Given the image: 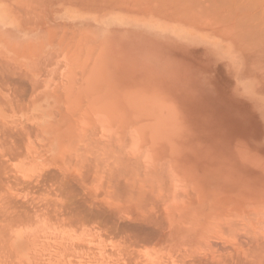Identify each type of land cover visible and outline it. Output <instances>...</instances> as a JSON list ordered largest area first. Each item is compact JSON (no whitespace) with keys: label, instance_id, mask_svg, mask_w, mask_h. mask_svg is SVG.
I'll return each mask as SVG.
<instances>
[{"label":"rangeland","instance_id":"obj_1","mask_svg":"<svg viewBox=\"0 0 264 264\" xmlns=\"http://www.w3.org/2000/svg\"><path fill=\"white\" fill-rule=\"evenodd\" d=\"M130 1L127 0V3ZM162 1L132 0L130 2L132 4L129 3V7H124L127 8L124 10H127L128 14L134 15L137 12H143L142 14L149 16V11H144L141 6L149 3V5L156 7L159 4L158 8L160 6L162 10L159 9L158 11L157 8L156 11L163 14L161 20L170 22L162 21L165 22V25L155 20L123 18L113 14L101 18L99 29L106 32L109 38L106 44L107 49L110 47V50L108 49L109 60L107 61L110 67L107 70V76L111 81L112 88H116L112 95L118 93L122 97L127 96L125 89L129 92H138L137 95L141 92L144 93L143 90L145 92H147L146 90H156L160 94L162 93L163 102L167 100V104L166 102L163 103L166 104V109L171 108L167 105L173 104L174 111H178L175 113L172 110L175 114L169 112L170 117L172 116L170 119L174 120L175 118L174 124L173 121L171 123L173 126L177 123L176 127L181 130L180 132L177 129L179 136L182 137L180 140L178 138L180 149H182V151L180 150L182 158L180 159L179 156L181 155L179 154H176V158L179 161L182 160L181 162H184L186 166L188 165V168L192 167L196 175L206 182L210 183L218 179L217 183L223 185L228 193L235 192L236 188L234 187L237 183L235 180L243 179L242 175H247L244 177L248 179L251 178L250 181L247 180V185L254 186L264 177L262 172L264 170V0H164L165 5ZM59 2V0H0V3L10 7L13 12L19 13L22 17V26L31 27L30 30L35 36L34 44H31L30 40L27 39L29 36L24 37L23 44L21 43V51L0 52V65H4L3 68L0 66V79L16 80L15 75L18 71L27 74L28 71H32L28 75L33 77L29 78V84L26 82V86L23 82H25L27 74H24L26 77L22 78L23 81L19 80L18 90L19 92L22 90L24 94L22 92L19 94L16 86L14 87L12 83L9 84L0 80V88L2 86L0 89V96L2 97H0V137L3 138V131L11 129L14 125L22 128L21 125L25 124L27 128L29 127L28 129H31V131L28 130L24 125L23 131L27 132L28 130L30 137L27 135L23 137L24 144H28V150L25 147H22L24 150L19 149V152L22 151L23 153L22 156L2 154L5 149L3 147L4 141L3 139L2 142L0 141L2 143H0V216L2 217H0V231L5 234L0 232V237L2 236L1 239L4 240L2 243L0 239V264H183L184 261L187 264L193 255L212 253V246L213 249L215 247L213 242L219 243L220 246L223 244L226 249L223 248V251H227L222 256L221 252L223 251L220 249L221 258L220 255L217 258L220 260L232 258L237 253L235 252L236 248L231 247L232 245L236 247L235 241L248 239V233L244 230H238L241 232L238 234H245L246 237L241 235L238 238L234 234L233 236H236L237 239L234 237L233 240L230 239L232 235L224 237L221 235L222 233L219 235L215 232L206 235L195 244L180 238L166 242L160 249L152 248L154 245H148L149 247L147 246L145 249L144 247H136L135 252L131 250L128 253L111 254V246L117 243V239L104 236L105 234L103 235L100 229L97 234L98 228H91V224H89L91 226L89 228L87 227L88 224L86 226L81 225L72 219L67 221V203L69 201L67 176L76 175L79 172L80 165H84L83 160L80 159L83 153L82 149H86L84 144L89 141L90 145H94V138L102 136L103 130L101 122L98 123L96 119L94 121V118H88L89 122L86 123L82 120L80 113L84 111L83 103H87V99H84L86 94L83 95L81 94L83 92H77L76 89L70 91V86L75 88V85L76 87L79 85L81 77L79 69L69 66L67 61V56L71 57L73 54L74 56L77 54L75 53L77 52L76 48L82 51L84 45L87 44L86 47L91 49L89 52L86 51L88 54L90 53L87 62L91 63L92 57L98 55L95 52L99 53L100 48L98 46L99 50L96 51L97 46H91L92 43H87L84 38H81L79 32L73 30V22L67 17V12L60 15V21L54 24L51 11L57 9ZM173 4L174 6H172ZM177 4L184 7V9L182 8L183 11ZM187 6H189L188 10ZM176 7L178 9L174 10ZM172 10L173 12H171ZM185 10L189 13H186ZM164 14L171 16V18H166ZM48 15L51 16V19ZM186 15L189 16L186 17ZM196 17L197 19H195ZM209 20H213L212 23ZM225 22L228 25H225ZM69 24L71 28H68ZM111 24L112 29L109 28ZM71 29L76 33L72 34ZM67 31L70 34L68 36ZM232 34L235 36L232 37ZM77 35L80 38L76 37ZM234 37H238L236 38L237 41ZM76 38L78 41H75ZM82 40L86 41L84 45ZM79 43L83 47H77ZM85 48L83 50H86ZM50 52H52V56L49 55ZM45 53L49 56H45ZM81 56L78 55L80 63L79 58ZM37 60H41L40 62L43 61V63ZM7 61L8 64H5ZM84 62L86 61L84 60ZM44 64H47L46 68H44ZM68 66L72 69H67ZM48 67H50L49 70L52 69L50 71L54 74L47 69ZM74 69L76 70L74 71ZM9 70H12V73ZM68 70L71 72L69 75H72V82L70 81L72 84L67 78ZM250 73L253 74L250 75ZM36 77L39 78L36 79ZM142 81L148 82L150 88L145 87L146 83L142 86ZM36 82L37 84H35ZM40 83L41 85H39ZM34 85L38 86L35 88ZM27 86L32 89L35 88L34 93H32L35 94L36 101H40L41 105L40 110L31 115L34 116L33 120L26 116L25 111H21L24 108L18 110L13 107L15 103H22V96H24L23 99L28 97L31 89H28ZM11 87L15 88L16 91H13ZM25 87L30 91L29 93ZM8 95L12 98L16 97L14 100L18 98V101L12 103ZM162 109L164 111V107ZM168 110L170 111V109ZM166 112L168 111L166 110ZM41 113L43 115H40ZM176 117L178 118L177 122ZM40 118L45 119L41 121ZM39 122L44 124L41 125ZM30 123L33 125L31 128ZM7 124L9 125L8 128H6ZM40 128L41 131L52 129L43 132L44 140L41 131H38ZM57 129L61 133L59 141L57 140L58 143L51 146L52 149L49 146L46 147L47 138L45 137L53 136L54 130ZM86 137L88 138V140L86 139L87 142L83 139ZM44 142L46 145H43ZM91 153L85 150V154L89 157L93 156ZM78 155L79 160H77ZM8 164L10 165L8 166ZM253 172L257 173L254 174ZM213 183L217 184L216 182ZM239 183L237 184L240 185ZM99 185H94L92 189H95L88 192L94 199L96 198L95 200L98 201L99 199L101 202L100 198L105 197V192L104 186ZM248 191L251 193L253 190H247V193H249ZM6 193L8 194L6 195ZM252 193L256 192L253 191ZM15 196L19 201L15 199ZM20 201L21 203H19ZM39 201L40 203H38ZM30 207L31 209H29ZM27 209L30 210L29 213ZM228 218L230 223L231 220H233L232 223L235 220L238 221L234 216L231 220L230 217ZM261 219L263 220L260 221V225L264 221V218ZM224 221L226 220L220 222L226 227L227 224L225 225V223L228 221ZM3 222H8V224ZM71 222H74L73 227L69 225ZM77 224L80 225L78 229L75 227V225L78 226ZM262 224L261 229L264 230V222ZM221 225L219 226L221 227ZM99 233L103 236L99 237ZM16 235H18V239ZM98 238L101 242L99 248H97L99 245L93 246L97 243ZM223 239L232 240L234 243L232 241V243L225 242ZM4 246L8 248L6 249Z\"/></svg>","mask_w":264,"mask_h":264},{"label":"bare ground","instance_id":"obj_2","mask_svg":"<svg viewBox=\"0 0 264 264\" xmlns=\"http://www.w3.org/2000/svg\"><path fill=\"white\" fill-rule=\"evenodd\" d=\"M59 1L60 2L58 4L57 9L55 11L54 10L51 11L53 14L52 17L56 20L55 23L60 21V18H59L60 15L67 12V17L73 22V25H72L73 30H75L76 32H79V35L81 36V38H84L87 41V43L88 42L92 43V44H90L91 46H97L96 51H98L100 48L99 53L95 52L98 55L93 56L94 58L92 57L93 62L90 61L91 63H88L87 61L89 60L90 53L88 54L87 52H89V50L91 51V49H88V47H86L88 45L87 44L84 45L85 44L84 42H86V41L82 40L83 43L82 42L81 43L84 45V47H83V45L81 46V43H79V45H77V47H83V48L86 47L85 48L86 50H83V48H82V51H81V50H79V48H76L77 52H75V53H77L76 54L77 56L76 55L74 56V54L71 57L67 56V61L69 62L68 63L69 66L79 69V73H80V77H81L79 85L77 87L75 85V88H71V86H70V91H74L76 89L77 92H80V93L83 92V93H81L83 95H84V93L86 94L85 98L83 96L84 99H87V103L86 104L83 103L84 109L83 108L82 109L84 110L83 111L84 113L83 112H82L83 114L80 113L82 120H84V122L86 123L87 121L89 122L88 118H94V121L96 119V121H98V123L101 122L100 124H101L102 130H103V133H101L102 136H100L98 138H94V140H93L94 145L93 144L90 145L89 141H88V143L90 146L88 145V143L84 144V146L86 145V149H82L83 153L81 154V158H80L81 160H83L82 163L84 165L83 164H82L83 166L80 165L79 172H77L76 175L67 176V196L69 198V201L67 203V215H68L67 221L72 219L81 225L86 226L88 224L87 227H89L90 226L89 224H91V226H92V227L90 226L91 228H93V227H94V229L98 228L97 234H98L99 229H100L101 232H103V235L105 234L104 236L110 237L112 239H117L116 240L117 243H114L111 246L112 247L111 251H110L111 254H113V253H115V254L128 253L131 250H133V251L136 250V247H140V248L144 247V249H145V248H147L148 245H154V246H152V248L160 249L161 247H163L165 245L166 242L174 241V240L180 239V238L184 239L188 243L195 244V243H197V241L199 242L200 240H202V238L205 237L206 235H209V234L215 233V232L218 234L222 233L221 235H224V237L232 235V238H230V239L233 240V238L236 236H238V238L241 235L244 236L245 234H241V235L238 234V233H241L238 230H244V231H246V233H248V235H247L248 239L247 240L243 239L241 241L236 240L237 242L235 241V243H234V241L231 240L236 245V247H235L231 244L232 245L231 247L236 248V251L235 250H233V251H235L237 253H235V255L232 258H230L229 260H224L223 258H222V260H220L221 255L223 256V253H226L227 251H223V248H224L223 244H222V246H220L219 243L213 242L215 244L216 248L214 247V249H213V246L211 244L209 245L210 247L212 246V251H211L212 253L207 251L209 254L207 253V254H202V255H198V256H197V254L193 255V257L194 256L195 257L193 258L191 256L192 259H190V260L187 259L189 261L187 264H264V230L261 229L263 226L262 223L264 221L261 222L262 226L260 225V221L263 220L261 218H264L263 217V215H264L263 214L264 213V177H263V179L259 180V183L255 184L253 186L251 184L247 185V183H246L247 180L250 181L251 178L248 179V178L244 177L247 175H242L241 177H243V179L241 178L239 180L240 181L243 180V181L241 183H239L240 181L235 180V182L239 183L240 185H238L236 183L237 185L235 184V187H234V188H236V190H235V192L231 191V193H228V191H226L224 189L223 185L217 183L218 179L215 181L212 179L213 182L217 183L216 185L213 182H210V183L206 182L204 179L200 178V176L196 175V173L192 167H189L190 168L189 169L188 165L186 166V164L184 162H181L182 160L179 161V159L176 158L177 157L176 154L181 155L179 157H180V159L182 158V154H180V150L182 151V149H180L179 141H178V138L180 140V139H182V137H180L179 133H178V130H180V129L176 127L178 124L176 123V125L173 126V124L175 122V118H174V120L170 119L172 116L170 117L169 112L171 113L172 110L174 111V109L172 107L173 104L167 105V107L171 106V108L168 107L166 109L165 105L167 104V102H166L167 100L163 102L164 99H163V96L161 95L162 93L160 94L156 90H154V91L153 90H150V91L146 90L147 92H145V90L142 89L144 91V93L141 92V94L137 95L138 92H136V93L135 92H129V90L125 89L127 96L122 97V96L118 95V93H117V95H112L113 91H115L116 88L115 89L112 88L111 81L107 76L108 75L107 70L110 67V64L107 62L109 60V58H108L109 52L108 51L110 50L109 49L110 47L108 48L109 49L108 50L106 44H107L109 38H108V35L106 34V32H102V30L99 29V27H100L99 22H101V18L105 17L107 15L113 14L115 16L123 17V18L129 17L132 19L153 20V21L155 20L156 22H160V23L164 24L165 22H162V21H167V20H161V17H163V14L158 12L159 9H161L160 6L158 8L159 4H157L156 7L152 6L151 4L149 5V3L145 4V6H141L144 9V11H149L148 14H150V15L148 16V15L142 14L143 12H137V14H134V15L132 13L128 14L127 13L128 11L124 10L127 8H124V7H129L128 4L132 0L128 3H127V0L126 1L125 0H113V1H111V0H104V1H100V0L99 1L98 0L97 1H94V0H90V1L89 0H59ZM159 1H161V0H159ZM172 1H171V3H173ZM181 2H183V1H181ZM163 3L165 5L166 2H163ZM185 3H188V2H185ZM131 4L132 3H130V5ZM38 5H39V3H38ZM40 5H41V2H40ZM187 5H190V4H187ZM134 6H135V4H134ZM172 6H174V4ZM178 6H180V5H178ZM177 7L174 10H177L179 8V7L178 8ZM180 7H181V10L183 11L184 7H182V6H180ZM187 7H185V8H187V10H188L189 6H187ZM157 8H158V11H156ZM41 9H40V12H41ZM134 9L138 10L137 8H134ZM171 9H173V8H171ZM33 10H34V8H33ZM35 10H36V7H35ZM35 10H34V12H35ZM45 11H46V9H45ZM179 11H180V9H179ZM11 12H13V11L11 10L10 7L5 6L2 3H0V44L2 42L9 41L10 36H7L3 32V28H5L7 26H12V20H11V14L12 13ZM171 12H173V10ZM185 12H186V10H185ZM186 13H189V11ZM193 13H194V11H193ZM151 14H153L154 16L153 15L151 16ZM171 14H173V13H171ZM164 15L166 18H171V16L169 17V15H166V14H164ZM183 16H184V14H183ZM187 16H189V15H186V17ZM27 18H28V16H27ZM32 19H34V18L32 17ZM49 19H51V16H49ZM195 19H197V17ZM209 21L211 22L213 20H209ZM209 21H207V22H209ZM167 22H169V21H167ZM65 23L68 24V22H65ZM20 24H22V22ZM30 24H32V23H30ZM148 24H150V23H148ZM172 24H173V22H172ZM204 24H205V22H204ZM226 24H227V22H225V25ZM223 25H224V21H223ZM229 27H230V25H229ZM30 28L31 27H26V26L21 25L20 33H22V39L23 40L25 39L24 38L25 36L28 37V36H31L32 34H34L33 31L30 30ZM68 28H71L70 24H69ZM109 28L112 29V24L109 25ZM73 30L71 29L72 34L76 33L75 31L73 32ZM113 30H114V25H113ZM228 32L230 33V31H228ZM68 34L69 33L67 31V36H68ZM233 35L234 34H232L231 36L233 37ZM76 37H78V35ZM78 38H80V37H78ZM174 38H176V37H174ZM234 38L236 39L238 37H234ZM27 39L30 40V37ZM75 41H78V39ZM236 41H237V39H236ZM69 42L71 43V41H69ZM79 42H80V40H79ZM243 42H240V43H243ZM28 44H30V43H28ZM98 46H99V48H98ZM89 48H93V47H89ZM83 51H85V53H82ZM78 52L80 54H83L82 55L83 57ZM51 53L52 52H50L49 55L52 56ZM95 53H94V55H95ZM49 55H46V53H45V56H49ZM78 55L81 56L79 58L81 60V63L78 60ZM40 56H39V58H40ZM41 57H44V56L42 55ZM75 57L77 59H74ZM39 58L37 57V59H39ZM97 58H98V60H97ZM46 59H48V58H46ZM32 60H36V59H32ZM84 60L86 62H84ZM11 61H12V59H11ZM37 61L40 62L41 60H37ZM43 61H44V59H43ZM43 61L40 63H43ZM6 63L8 64V61L5 62V64ZM2 64H4V63H2ZM46 65L44 68H46ZM69 66L67 69H72ZM1 67L3 68L4 65ZM50 67H48L47 69L49 70ZM7 68H8V66H7ZM11 69H13V68H11ZM55 69H56V67H55ZM50 70H52V69H50ZM75 70L76 69H74V71ZM11 71L12 70H9L10 73H12ZM41 71H42V69H41ZM69 71L70 70H68L67 72H69ZM28 72H29L28 74H30L32 71L31 72L28 71ZM43 72H44V70H43ZM50 72H52V71H50ZM61 73H62V71H61ZM16 74H17V75H15L17 77L16 80H9V82L8 81L7 82L9 84L12 83L13 86L14 87L16 86L15 88H17V90H18L19 85H17V84L19 83V80L23 81V79L26 77L25 75L27 73H24V72L19 73V71H18V73H16ZM69 74H71V72L67 73V78L70 79V80L68 79V81L70 82L72 79L71 78L72 75L70 76ZM246 74H248V73L246 72ZM252 74L253 73H250V75H252ZM31 77H32V75L31 76L28 75L26 77V80L28 79V81L25 80V82H23L25 84V86H26V82H27V84H29L28 83L30 81L29 78H31ZM38 78L39 77H36V79H38ZM31 80H33V79H31ZM39 80H38V82H40ZM145 83L147 84L145 87L150 88L148 86V82H145V81L141 82L142 86H144ZM12 84H11V86H12ZM35 84H37V82ZM39 85H41V83ZM35 86L36 85H34V87ZM27 87H25V90L27 89ZM11 88L13 89V87H11ZM15 88L13 89V91L14 90L16 91ZM29 88H30V86L28 87V89ZM35 88H33V89L30 88L31 92L28 91V89H27L28 93L30 92V94L27 95L28 96L27 98L25 97L26 99H23L24 96L21 97V99H22L21 104L18 102H17L18 104L15 103L18 98L16 100H14L16 97L12 98V96L8 95L9 100L12 101V103H15V105L13 106L14 109L17 108L19 110L20 108L21 109L24 108V110H21V109L20 110L25 111L26 116H28L29 118L31 117L32 120H33L34 116H31V115L34 114L36 111H39L41 108L40 101H36L35 94H33L34 93L33 91H35ZM0 89H2V86ZM12 89H10V90H12ZM20 91L22 92V90H20ZM27 91H25V92H27ZM43 91H45V90H43ZM131 91H133V90H131ZM18 92H19V90H18ZM21 92H19V94ZM139 92H140V90H139ZM15 93H14V96H15ZM100 96H102V97H100ZM89 98H90V100H89ZM65 99H67V98H65ZM165 102H166V104H163ZM168 102H170V101H168ZM163 107H164V111L162 109ZM6 109H8V108H6ZM165 109L168 112H166ZM168 109H170V111ZM174 112H172V113L175 114L178 111H176L175 113ZM40 115H43V113H41ZM40 115H38V116L41 117ZM167 115H169V116H167ZM81 117H80V119H81ZM44 119L45 118H40L41 121H43ZM177 119L178 118L176 117V122H177ZM171 121H173V124L171 123ZM179 121H180V119H179ZM180 123H181V121H180ZM40 124L43 125L44 123H40ZM24 125L23 124L21 125L22 128H20L19 126H15V125L13 126L14 128L13 127L11 128V126H12L11 125L10 126L11 129H6L5 131H3V138L0 137V141L3 139V141L5 142V143L3 142V147L5 149H4V151H2L3 152L2 154H8V155L10 154L12 156H22L23 153H22V151L19 152V149L24 150L22 147H25V149L28 150V144H24L23 137L26 135H27V137H30L28 130L31 131V129H28L29 127L27 128V126L25 125L28 130L25 128V130H27V132L23 131L24 127H25ZM83 125H84V123H83ZM29 126L31 128L33 126L32 123H30ZM8 127H9V125L6 128H8ZM181 127L183 128V126H181ZM39 130L41 131V128L38 129V131ZM49 130H52V129L41 131V133H42L41 135H42L43 140H44V137H43L44 133L43 132L49 131ZM183 130H184V128H183ZM54 131H55L54 132L55 134H53V136L45 137V138H47L46 139V142H47L46 147L49 146L51 148V146H53L55 143H58L61 133L59 132V129L54 130ZM180 132H181V130H180ZM180 135H181V133H180ZM89 136H87V137H89ZM87 137L83 138V139L88 140ZM53 139H55V141H53ZM87 140L85 142H87ZM32 141H33V139H32ZM43 145H46V143ZM85 150L88 151L89 153L92 152L91 154H93V156L89 157L87 154H85ZM2 156H4V155H2ZM0 159H1V157H0ZM77 160H79V155H78ZM183 160H184V158H183ZM9 165L10 164H8V166ZM8 166H5V167H8ZM81 167H83V169H81ZM10 168H8V170ZM46 172L49 173V171H46ZM46 172H45V174H46ZM262 172L264 173V170ZM253 173L255 174L257 172H253ZM248 177H250V176H248ZM2 178H5V177H2ZM99 184L104 186V192H105V197L103 196V199H101L102 197L100 198L101 202H99V199H98V201L95 200L96 198L94 199V197L89 195V192H88V191H92L95 189V188L92 189L94 187V185L97 186ZM232 184H233V181H232ZM50 185H52V184H50ZM237 186H239V187H237ZM2 187H4V186H2ZM57 188H59V187H57ZM62 188H64V187H62ZM34 190H35V188H34ZM247 190H250V191L253 190L256 193H252L253 191H251V193L248 191L249 193H247ZM7 194L8 193H6V195ZM101 194H102V192H101ZM256 194H257V196H255ZM10 199H12V198H10ZM15 199L17 200L16 196H15ZM46 200H47V198H46ZM17 201H19V200H17ZM14 202H15V200H14ZM22 202H23V200H22ZM49 202H50V200H49ZM11 203H12V201H11ZM19 203H21V201ZM38 203H40V201ZM17 205H18V202H17ZM6 207H7V205H6ZM27 207H28V205H27ZM62 207H64V206H62ZM64 208H66V207H64ZM29 209H31V207ZM29 209H27V212L30 211ZM54 211H56V210H54ZM58 212H60V211H58ZM15 215H16V213H15ZM31 215H32V213H31ZM51 215H52V213H51ZM261 215H262V217H261ZM232 216H234L236 219H238V221H237L233 218L235 220V222H237V223H235V222L232 223V221H233V220H231ZM10 217H11V215H10ZM228 217H230L231 223L228 221L229 220ZM220 218H222V219L220 220ZM27 219H29V218H27ZM217 220L218 221L219 220L220 221H222V220L228 221L227 223H225V225L227 224V226L226 227L223 226L224 224L221 225L222 222L219 221L220 222L219 223ZM226 221H224V222H226ZM216 222H218V223H216ZM3 223H5L6 225L8 224V222H3ZM79 224H77L78 226L75 225V227H77V229L80 226ZM217 224L221 225L222 228ZM69 225L70 226L72 225V227H73L74 222H71V224L69 223ZM217 226H219V227H217ZM0 228H1V224H0ZM8 228H9V226H8ZM4 229L7 230V228H4ZM263 229H264V227H263ZM236 231H237V233H236ZM1 233L4 234V232H1ZM234 234H236V236H233ZM18 235H16V238ZM101 235L102 234L99 233V237L103 236V235L102 236ZM1 237H0V239H1ZM244 237H246V236H244ZM244 237H242V238H244ZM16 238H15V240H16ZM227 239H229V238H227ZM227 239H225V240L223 239V240L225 242H228L229 240L226 241ZM236 239H237V237H236ZM3 241L4 240L1 239L2 243H3ZM231 241H229V243ZM96 242L97 243H95V245L93 244V246L97 247L99 245L97 247V248H99L100 243H101L100 239L98 238V240ZM17 245H18V243H17ZM4 247L6 248V246H4ZM231 247H230V249H231ZM1 248H3V247L1 246ZM140 248H137V249H140ZM220 249L223 252H221ZM100 251H98V252H100ZM220 252H221V255H220ZM193 253L195 254V252H193ZM219 255H220V258H217ZM183 264H185V261Z\"/></svg>","mask_w":264,"mask_h":264},{"label":"crops","instance_id":"obj_3","mask_svg":"<svg viewBox=\"0 0 264 264\" xmlns=\"http://www.w3.org/2000/svg\"><path fill=\"white\" fill-rule=\"evenodd\" d=\"M5 4L7 5V3H5ZM11 13L10 14H11L12 26H7V27L3 28V32L7 36H10V38H9V41H5V42H2L0 44V52L8 53V52H13V51H21V49H22L21 43H22L23 39H22V33H20L21 25H22L20 23H21L22 17H20V15L16 12H14V13L11 12ZM53 21H54V24H56L55 23L56 20L54 18H53ZM29 37H30V43L34 44L35 43L34 42V37H35L34 34H32ZM0 80L3 82H7L10 79L9 80L0 79Z\"/></svg>","mask_w":264,"mask_h":264}]
</instances>
